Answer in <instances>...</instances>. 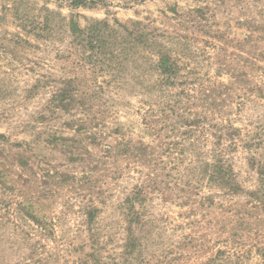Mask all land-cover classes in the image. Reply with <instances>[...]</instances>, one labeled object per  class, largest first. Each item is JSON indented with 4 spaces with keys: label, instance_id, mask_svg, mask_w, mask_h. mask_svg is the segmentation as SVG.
<instances>
[{
    "label": "rangeland",
    "instance_id": "rangeland-1",
    "mask_svg": "<svg viewBox=\"0 0 264 264\" xmlns=\"http://www.w3.org/2000/svg\"><path fill=\"white\" fill-rule=\"evenodd\" d=\"M0 264H264V0H0Z\"/></svg>",
    "mask_w": 264,
    "mask_h": 264
},
{
    "label": "trees",
    "instance_id": "trees-1",
    "mask_svg": "<svg viewBox=\"0 0 264 264\" xmlns=\"http://www.w3.org/2000/svg\"><path fill=\"white\" fill-rule=\"evenodd\" d=\"M121 31L124 33L121 36V43L116 50L119 55H121L123 61L126 62H133L139 63V61H143V65H145L146 69L151 72L155 70H161L163 74H170L173 75L175 65L171 63V60L168 56V49L165 48L163 45L156 41L155 37L151 33H146L143 28H138L137 30L134 29H126L120 27ZM78 36L85 38L86 47L89 48L91 51H96L97 53L100 52V41L101 36L98 35L97 31L94 29H88L85 32L81 31H73ZM159 48V50H157ZM149 50V51H148ZM148 53L151 55L152 59H148L147 57H142V53ZM93 53V52H92ZM161 76V75H160ZM160 79V78H159ZM158 81V80H157ZM159 82V81H158ZM162 82V80H161ZM155 84L154 88H158V92L162 93L159 89L162 85ZM152 83L148 85L144 89L145 91H150L153 89L151 87ZM161 107V106H160ZM151 111L147 112L145 116V121L148 124V127L152 128L154 123H156V111L154 109H150ZM31 219L35 220V218L31 217Z\"/></svg>",
    "mask_w": 264,
    "mask_h": 264
}]
</instances>
